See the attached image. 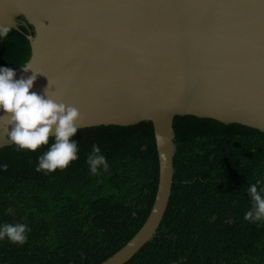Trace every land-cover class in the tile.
<instances>
[{"label":"trees","instance_id":"16d2710c","mask_svg":"<svg viewBox=\"0 0 264 264\" xmlns=\"http://www.w3.org/2000/svg\"><path fill=\"white\" fill-rule=\"evenodd\" d=\"M28 34L21 26L0 37V69L25 65ZM173 125L168 208L155 236L125 264H264V222L244 219L248 188L264 187V132L194 115H178ZM71 139L79 158L51 173L36 168L54 136L34 152L0 148V226L31 229L23 245L0 240V264H99L147 219L160 169L153 123L80 128ZM93 145L109 165L95 175L87 162Z\"/></svg>","mask_w":264,"mask_h":264},{"label":"water","instance_id":"95a60500","mask_svg":"<svg viewBox=\"0 0 264 264\" xmlns=\"http://www.w3.org/2000/svg\"><path fill=\"white\" fill-rule=\"evenodd\" d=\"M0 25L29 28L31 55L14 79L36 73L30 91L76 106L79 129L148 121L163 137L147 219L99 264H125L155 236L174 182L176 116L264 132V0H0ZM7 119L0 109V148L14 144Z\"/></svg>","mask_w":264,"mask_h":264},{"label":"clouds","instance_id":"9594fccd","mask_svg":"<svg viewBox=\"0 0 264 264\" xmlns=\"http://www.w3.org/2000/svg\"><path fill=\"white\" fill-rule=\"evenodd\" d=\"M10 26L0 25V37L7 38ZM31 69L30 67H24ZM16 73L11 68L0 69V109L6 113L7 125H12L9 132L5 128L10 140L19 149L36 151L40 146L49 143L50 136L55 137L50 149L41 157L36 171L45 173L55 172L57 169L68 168L72 161L79 157L77 142L72 140L84 117L74 105L58 102L48 95H39L31 92L37 74L27 79H14ZM45 96L47 98H45ZM158 144H163L161 135H157ZM101 150L93 145V153L88 158L91 174H97L102 167H109L107 159L100 154ZM5 169L7 165L4 166ZM251 195L252 208L245 214L244 219L251 223L264 222V187L258 191L257 184L248 188ZM31 229L25 224H4L0 226V240L7 238L10 242L23 245L27 239V233Z\"/></svg>","mask_w":264,"mask_h":264}]
</instances>
